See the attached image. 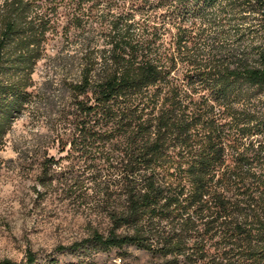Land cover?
Wrapping results in <instances>:
<instances>
[{"label":"trees","instance_id":"trees-1","mask_svg":"<svg viewBox=\"0 0 264 264\" xmlns=\"http://www.w3.org/2000/svg\"><path fill=\"white\" fill-rule=\"evenodd\" d=\"M57 32L50 163L110 223L58 251L264 264V0H0V143Z\"/></svg>","mask_w":264,"mask_h":264},{"label":"rangeland","instance_id":"rangeland-1","mask_svg":"<svg viewBox=\"0 0 264 264\" xmlns=\"http://www.w3.org/2000/svg\"><path fill=\"white\" fill-rule=\"evenodd\" d=\"M61 41L60 32L49 34L46 54L33 73L32 89L39 93L0 143V260L24 263L27 253L33 252V264H154L155 259L133 246L105 252L58 251L94 231L107 234L110 229L108 219L92 201H77L66 194L62 172L82 161L71 156L50 163L66 151H58L52 129L56 98L41 93L46 80L58 74L54 57Z\"/></svg>","mask_w":264,"mask_h":264}]
</instances>
